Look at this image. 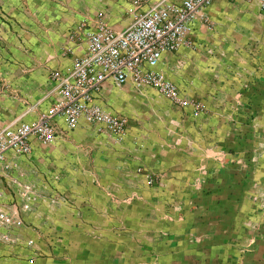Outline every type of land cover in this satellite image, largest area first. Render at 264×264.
<instances>
[{"label":"crops","instance_id":"1","mask_svg":"<svg viewBox=\"0 0 264 264\" xmlns=\"http://www.w3.org/2000/svg\"><path fill=\"white\" fill-rule=\"evenodd\" d=\"M134 8L0 0V129L45 113L51 75L85 54L86 33L100 20L123 30ZM205 13L195 47L157 68L200 113L106 84L97 103L127 120L124 139L58 121L52 143L32 138L29 156L0 164V205L22 222L0 229V264H264V13L241 0H214Z\"/></svg>","mask_w":264,"mask_h":264},{"label":"built area","instance_id":"2","mask_svg":"<svg viewBox=\"0 0 264 264\" xmlns=\"http://www.w3.org/2000/svg\"><path fill=\"white\" fill-rule=\"evenodd\" d=\"M213 1L160 0L142 10L145 0H133L132 21L123 30H114L100 20L86 33L85 54L74 60L71 69L51 75L55 99L46 112L31 122L15 119L0 129V164L3 168L11 169L10 157L30 155L32 138L43 144L52 143L58 136V121L74 130L83 120L112 139H124L127 120L103 110L97 103L106 84L117 88L129 84L139 92L152 89L172 104L191 107L195 115L200 113L204 105L185 100L180 88L157 68L164 54L195 47L191 36L195 24L201 22L210 28L205 11ZM241 1L264 13V0ZM261 154L256 153L252 161L257 162ZM12 182L18 193L32 194L31 187L14 179ZM152 182L150 178L147 184ZM260 202L264 208V199ZM21 225L17 210L7 213L0 205V229ZM258 227L259 223L252 225L253 229ZM2 240L11 241L8 236H3Z\"/></svg>","mask_w":264,"mask_h":264}]
</instances>
